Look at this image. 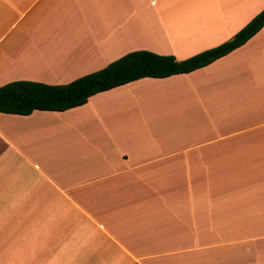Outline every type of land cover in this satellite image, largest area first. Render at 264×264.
<instances>
[{
	"label": "crops",
	"instance_id": "crops-1",
	"mask_svg": "<svg viewBox=\"0 0 264 264\" xmlns=\"http://www.w3.org/2000/svg\"><path fill=\"white\" fill-rule=\"evenodd\" d=\"M264 0H0V86L230 40ZM0 264H264V25L207 65L0 111Z\"/></svg>",
	"mask_w": 264,
	"mask_h": 264
},
{
	"label": "trees",
	"instance_id": "trees-1",
	"mask_svg": "<svg viewBox=\"0 0 264 264\" xmlns=\"http://www.w3.org/2000/svg\"><path fill=\"white\" fill-rule=\"evenodd\" d=\"M263 25L264 8L241 27L232 39L182 60H177L171 54L137 49L67 83L49 84L34 80H12L0 86V111L29 114L34 109L65 110L85 103L90 95L98 91L141 77H165L189 72L242 45Z\"/></svg>",
	"mask_w": 264,
	"mask_h": 264
}]
</instances>
